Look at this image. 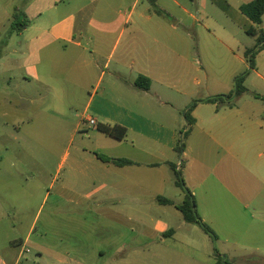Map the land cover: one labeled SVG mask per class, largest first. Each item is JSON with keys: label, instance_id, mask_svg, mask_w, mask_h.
Masks as SVG:
<instances>
[{"label": "rangeland", "instance_id": "1", "mask_svg": "<svg viewBox=\"0 0 264 264\" xmlns=\"http://www.w3.org/2000/svg\"><path fill=\"white\" fill-rule=\"evenodd\" d=\"M235 1L229 0L232 6L220 1L222 11L212 0L205 10L192 9L207 26L200 32V53L187 63L161 66L172 74L171 81L155 80L154 90L171 104L159 107L155 103V110L144 106L141 113L158 122H168L172 114L183 134L187 128L184 112L192 102L233 93L235 78L247 74V91L233 98L232 105L264 121V39H260L264 15L262 24L256 25L233 6L240 0ZM140 7L155 9L149 0H143ZM173 8L192 22L180 7ZM252 28L254 36L248 33ZM247 50L257 53L246 56ZM10 76H0L4 89L0 94V264L13 257L20 264H264V157H259V148L242 158L233 175L227 161V186L220 189L215 206L198 208L216 232L214 239L199 226L186 223L175 207L150 202L164 191L158 171H146L143 192H139L144 203L131 202L128 208L98 205L85 198L90 189L74 174L75 159L78 155L92 158L94 153L109 155L112 150L107 144H119L88 122L89 118L100 122L96 112L85 109L95 80L84 98L64 97L58 114L48 92L40 96L35 89L32 104L23 100L16 90L22 85L17 78L12 81L14 92L7 95L4 86ZM106 82L104 78L101 93ZM257 130L264 137V128ZM240 146L247 145L241 142ZM174 162L187 183L188 162L184 169L180 158ZM87 174H92L91 169ZM180 191L171 186L167 193L180 203V196L176 198ZM105 195L99 192L97 197ZM126 214L137 217L130 221ZM170 229L173 234L167 233Z\"/></svg>", "mask_w": 264, "mask_h": 264}, {"label": "crops", "instance_id": "2", "mask_svg": "<svg viewBox=\"0 0 264 264\" xmlns=\"http://www.w3.org/2000/svg\"><path fill=\"white\" fill-rule=\"evenodd\" d=\"M142 1L0 0V76L7 78V73L11 74L4 86L7 95L15 90L14 78L19 79L22 85L16 90L30 104L34 102L35 89L40 96L50 93L56 106L53 111L58 114V105H64V97L84 98L90 83L96 81L85 109L97 113L100 120L97 126H120L127 131L122 140L99 132L119 143L107 144L112 153L100 156L127 159L135 164L120 167L102 161L97 153L92 158L78 155L72 169L89 186L86 199L98 205L111 203L128 208L131 202L144 203L139 192H143L146 171H158L162 176L159 184H165L164 191L153 202L149 201L173 206L156 202L158 197H163L179 205L185 199V191L176 194V198H181L180 203L167 192L171 186L180 188L171 167L180 158L182 169L188 162L187 183H184L195 197L197 211L199 206L207 210L215 206L220 189L227 186V161L233 175L242 158L249 157L254 149L259 148V157H264V137L257 134L258 127L264 128V121L258 122L236 105L200 103L192 111L195 124L185 140L184 153L179 155L175 144L183 134L178 131L172 114L168 122H158L141 113V107L153 106L155 110L158 109L155 103L159 107L170 106L154 90V81H171L168 77L172 74L162 65L173 61L187 63L192 55L200 53V32L207 26L191 11L195 6L205 10L211 0H149L155 8L153 11L141 8ZM212 1L222 11L220 1L224 0ZM252 1L240 0L233 6L241 12V6ZM174 5L192 22L176 14ZM17 11L24 15L19 21L28 22L20 31L13 30ZM140 77L149 80L144 82L146 87L137 85ZM104 78L107 82L101 93ZM3 90L0 85V94ZM241 142L247 146L242 148ZM90 169L91 175L87 174ZM259 175L257 181L262 182ZM99 192L106 194L104 198L97 197ZM134 192L137 195L131 198ZM126 216L130 221L137 217ZM199 216L207 223L205 215ZM2 264L20 263L13 257Z\"/></svg>", "mask_w": 264, "mask_h": 264}, {"label": "trees", "instance_id": "3", "mask_svg": "<svg viewBox=\"0 0 264 264\" xmlns=\"http://www.w3.org/2000/svg\"><path fill=\"white\" fill-rule=\"evenodd\" d=\"M241 12L248 17L254 24L256 25H261L262 24V17L264 15V0H254L250 3L244 4L241 6ZM20 18H24V15L22 12H15L14 14V22H13V30L14 31H20L23 27L28 25V22H20ZM249 34L251 35H256V31L254 28L250 29L248 31ZM260 39H264V35L260 36ZM257 53L255 50H247L246 51V56H249L250 54L254 55ZM251 66H253L252 61L250 60ZM246 75L247 74H242L240 76H237L235 78V90L233 93L228 94L227 96H214L211 98H207L205 100H198L192 102L184 112V117L187 121V128L183 135L178 139L177 143L175 144V151L179 154L182 155L185 151V140L188 137L190 131L192 130L193 125L195 124V119L192 118L191 114L192 111L195 109V107L200 104V103H209V104H217L220 106V104H223L227 102L229 105H232L233 103V98H237L242 96L247 89L244 87V82L246 80ZM146 83L149 82L147 78L140 77L137 81L138 86H145L144 82ZM98 129L100 132L103 134L112 137L117 140H122L126 136V129L122 128L120 126H105V125H99ZM98 157L102 161H109L112 162L113 164L124 167V166H131L134 165L135 162L127 159H117V158H110V157H105V156H100ZM175 178H176V185L180 188H182L185 193V199L183 203L181 204H175L169 199L163 198V197H158L156 202L158 204L162 205H173L176 207L177 210H179L186 223L188 224H193L199 226L207 235L210 237L217 239V235L214 232V230L207 224L205 223L202 218L199 216L198 211H197V204L195 197L192 195V193L185 187V183L182 177V171L177 168L176 165H171ZM182 167V164H181ZM180 167V168H181ZM168 234H173V230H170Z\"/></svg>", "mask_w": 264, "mask_h": 264}, {"label": "built area", "instance_id": "4", "mask_svg": "<svg viewBox=\"0 0 264 264\" xmlns=\"http://www.w3.org/2000/svg\"><path fill=\"white\" fill-rule=\"evenodd\" d=\"M89 123L92 125V126H96L97 125V122L94 120V119H90L88 120Z\"/></svg>", "mask_w": 264, "mask_h": 264}]
</instances>
